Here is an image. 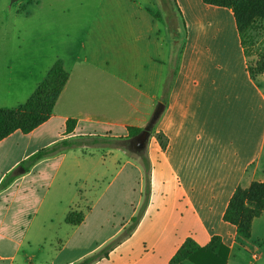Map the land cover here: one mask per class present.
Listing matches in <instances>:
<instances>
[{
	"label": "crops",
	"instance_id": "1",
	"mask_svg": "<svg viewBox=\"0 0 264 264\" xmlns=\"http://www.w3.org/2000/svg\"><path fill=\"white\" fill-rule=\"evenodd\" d=\"M15 1L0 0V108L22 107L58 62L69 79L47 122L0 141V264H81L112 243L91 264H171L188 238L206 246L214 236L229 248L227 264H264V213L249 239L224 219L238 186L264 181V73L249 70L234 11L175 0L184 32L174 36L152 0ZM159 104L146 147L150 199L129 235L146 190L137 155L104 153L107 183L61 175L82 168L79 148L25 168L62 140H128Z\"/></svg>",
	"mask_w": 264,
	"mask_h": 264
},
{
	"label": "trees",
	"instance_id": "2",
	"mask_svg": "<svg viewBox=\"0 0 264 264\" xmlns=\"http://www.w3.org/2000/svg\"><path fill=\"white\" fill-rule=\"evenodd\" d=\"M208 3L223 5L231 8L238 21L241 32L243 47L248 59L249 70L253 77L264 73V47L255 50H248V46L253 47L256 42H251L254 38L253 27L256 19L264 20V0H205ZM246 36H248L246 38ZM249 43V45H248ZM254 56V58H251ZM69 79V73L61 62H58L49 71L47 78L40 84L32 97L18 109L0 108V141L7 138L17 130L28 134L39 126L47 122L54 111L57 100L65 88ZM77 120L70 118L67 121V134L74 132ZM144 128L129 127V139L115 138L107 136H83L76 139L62 140L55 145L44 148L33 155L25 165L28 171L38 161L60 154L70 148L87 146H105L113 144L114 148L128 150L127 143L136 138ZM162 138V136L160 137ZM164 144V143H163ZM145 170L146 190L144 203L139 213L132 218L131 225L126 228L124 236L129 235L140 222L148 205L151 193L150 172L151 161L145 150L138 152ZM14 177L9 176L3 186L9 185ZM264 213V181L253 182L250 186H238L226 209L224 219L237 226L238 233L244 239L252 236V224L256 217ZM71 220L75 219L71 215ZM113 243L108 245L102 252L86 259L81 264H91L101 255L108 256V251ZM229 259V248L223 243L221 237L214 236L206 246H200L192 238H188L178 249L171 259V264H181L189 260L194 264H227Z\"/></svg>",
	"mask_w": 264,
	"mask_h": 264
},
{
	"label": "rangeland",
	"instance_id": "3",
	"mask_svg": "<svg viewBox=\"0 0 264 264\" xmlns=\"http://www.w3.org/2000/svg\"><path fill=\"white\" fill-rule=\"evenodd\" d=\"M9 1L10 4H12L13 0H4ZM153 1V6L151 8V10H153L155 12V14L161 18L164 19V21H166V23L169 24L170 26V30L171 33H173L174 36H182L183 32H184V28L182 25V22L180 21V17H179V12L178 9L175 6V0H152ZM17 0L15 1V3L17 4ZM254 33V38L251 39V42H256V44L251 47L248 43V50L252 51L255 50L258 47H264V20H259L256 19V23L253 27V31ZM164 34H166L165 28H164ZM248 36H246L247 38ZM172 43H171V48H172ZM174 47V57L171 58V68H170V77H172L173 71H174V66H175V62H176V54L179 53V50L181 49V42L179 41L177 44H175ZM251 58H254V56H252ZM161 140L163 141V143H165V139L161 138ZM113 144H107L105 146H99V147H95V146H87V147H76V148H70L68 150H72V149H84V157L82 158V168L81 169H77V168H65L63 169L61 175L67 176V178L77 181L79 180V178H85L86 176L89 175V173L91 174V178H93L96 175H100L102 174V177L104 180L103 183H107L109 181V179L111 178V175L113 173V169L109 167V164L105 163L103 164L100 161V157L102 155H104V153H106L108 150L110 149H116L112 146ZM130 142L127 143V146L129 147L128 150H126L128 152L129 155L132 156H138V160L139 162L142 164V160L139 157L138 153H136L135 150H133V148H131L132 146ZM67 151V150H66ZM65 152V151H64ZM110 158V155H106V159L108 161V159ZM99 161V163H98ZM69 162H71V164H73L74 162V158L71 156L69 158ZM89 176V177H90ZM106 176V177H105ZM105 177V178H104ZM102 183V181H101ZM105 184H101V186H104ZM131 225V224H130ZM129 225V226H130ZM111 229V227H108ZM107 228V229H108Z\"/></svg>",
	"mask_w": 264,
	"mask_h": 264
},
{
	"label": "water",
	"instance_id": "4",
	"mask_svg": "<svg viewBox=\"0 0 264 264\" xmlns=\"http://www.w3.org/2000/svg\"><path fill=\"white\" fill-rule=\"evenodd\" d=\"M162 110H163V104H159V106L157 107V109L155 110L152 118L150 119V121L148 122V124L145 126V128L143 129V131L136 137L134 138L137 143H138V150H145L149 139L151 137L153 128L157 122V120L160 118L161 114H162Z\"/></svg>",
	"mask_w": 264,
	"mask_h": 264
},
{
	"label": "flooded vegetation",
	"instance_id": "5",
	"mask_svg": "<svg viewBox=\"0 0 264 264\" xmlns=\"http://www.w3.org/2000/svg\"><path fill=\"white\" fill-rule=\"evenodd\" d=\"M130 142V144L131 145H129V146H132L131 148H133V150H135L136 152H140V151H142V149L141 150H138L137 148H138V143H137V141L135 140V139H132L131 141H129Z\"/></svg>",
	"mask_w": 264,
	"mask_h": 264
}]
</instances>
